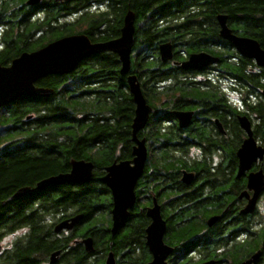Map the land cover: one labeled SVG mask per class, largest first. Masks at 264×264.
<instances>
[{
	"label": "flooded vegetation",
	"instance_id": "af4514ba",
	"mask_svg": "<svg viewBox=\"0 0 264 264\" xmlns=\"http://www.w3.org/2000/svg\"><path fill=\"white\" fill-rule=\"evenodd\" d=\"M74 1L80 0H39L35 5L7 0L16 4L18 13L0 14V67L57 40L58 12L72 11ZM83 1L85 7L74 18L81 13L99 18L120 10L118 2L111 7L109 0ZM153 2L144 9L147 20H139L128 7L124 13L130 11L135 18L125 74L118 54L102 51L86 56L67 74H48L34 82L35 88L52 94L22 96L0 108V164L32 159L57 165L56 171L17 188L9 198L27 188L21 197L37 195L35 203L49 200L53 206L54 198L71 206L73 188L97 186L91 187L100 191L93 202L105 207L108 234L100 236L99 255L83 246L86 253H94L93 259L98 256V263H90L88 256L82 264H106L109 253L114 264H264V73H256L262 67L249 59L246 73H230L242 56L218 39L215 22H165V5ZM72 15L62 18L67 25ZM106 18L112 16H102L94 27L86 23L88 34H79L92 44L119 38L124 16L115 29ZM165 43L172 47L166 61L159 49ZM201 53L218 60L200 68L185 66L190 55ZM128 77L135 78L149 108L140 128H134L137 104ZM59 108L66 110L64 117H43L48 111L58 114ZM241 117L248 126H242ZM249 138L262 155L241 165L240 155L253 153L240 151ZM141 151L145 159L140 172L126 179L131 207L112 235L108 168L128 163L131 170ZM74 161L91 164L87 182L35 190L43 179L68 174ZM123 178L116 174L117 184ZM72 216L68 209H59L52 221L55 225ZM81 220L55 234L71 237ZM157 237L161 245L154 252L149 244L159 243ZM54 252V261L42 264H79L69 261L72 256L62 249Z\"/></svg>",
	"mask_w": 264,
	"mask_h": 264
},
{
	"label": "trees",
	"instance_id": "16d2710c",
	"mask_svg": "<svg viewBox=\"0 0 264 264\" xmlns=\"http://www.w3.org/2000/svg\"><path fill=\"white\" fill-rule=\"evenodd\" d=\"M23 2V0H20ZM111 7L115 2L120 5V10L112 11L106 15H99L97 18L88 13H81V17L74 21H69L71 24L62 18L73 13V17L79 13V9H83L84 1H74L73 10L65 12L59 10V26L58 37L68 36L72 34L84 33L88 34L84 28L77 29L76 25L89 23L90 27H94L101 22L102 16H112L106 21L113 23L110 27L115 29L117 23L125 16L126 8L132 9L139 20H147L144 9L151 1L157 2L159 5H165V22H215L216 15L223 14L227 17V25L232 32L238 36L250 37L259 43L260 47L264 49V0H109ZM153 2V3H154ZM16 5V4H14ZM10 5L7 0H0V14L10 15L11 17L17 15L18 10L16 6ZM26 24L28 22L24 21ZM218 30L219 26L217 24ZM179 30H196L197 27H174ZM108 37V35L106 36ZM189 37V36H187ZM218 39L219 36H218ZM221 40V39H220ZM20 47V44H17ZM16 46V47H17ZM240 63L234 64L231 67L230 73H246L245 66L250 62L249 59L240 57ZM260 72L264 73L263 68H259ZM65 105V97L61 100ZM81 109L80 106H76ZM75 107H72L73 109ZM58 114H52L53 111H48V114L43 115L44 118H51L53 116L64 117L66 110L59 108L56 110ZM17 114H19L17 112ZM74 116H77L76 114ZM78 142H75V145ZM77 156V155H74ZM57 165L55 163L43 160H28L16 159L11 166L0 164V242L5 235H14L20 232L13 240L10 246L0 250V264H42L49 261V256L55 250H64L65 256H72L69 261L75 263L86 262L89 257L90 263H98V256L94 259L93 254L99 255L98 247L102 246L100 236L107 230V214L105 207L101 204L93 202L94 196L100 193L99 189H92L97 187L93 185L78 186L73 188L72 197L70 198L71 206L65 203L50 201L42 203H35L37 195H30L28 197H21L11 203H7L9 195L19 187L30 185L36 179L44 177L47 174L56 171ZM61 194V193H60ZM61 196H64L63 193ZM62 198V197H61ZM56 203V204H55ZM67 212V209L72 212L73 216L82 214L83 219L80 222L78 229L71 232V237L57 236L53 232V221H49L53 214L59 210ZM86 235L93 240V248L95 252L86 253L83 244L78 240L85 239ZM77 240L70 244V240ZM67 246L69 249L65 250ZM106 246V244H105ZM96 254V255H97ZM89 256V257H88ZM66 260V259H63Z\"/></svg>",
	"mask_w": 264,
	"mask_h": 264
},
{
	"label": "water",
	"instance_id": "95a60500",
	"mask_svg": "<svg viewBox=\"0 0 264 264\" xmlns=\"http://www.w3.org/2000/svg\"><path fill=\"white\" fill-rule=\"evenodd\" d=\"M39 0H27V5H35ZM134 14L128 11L123 20L121 35L119 38L104 43L92 44L87 36L83 34H72L63 36L47 44L46 46L33 52L21 53L17 58L12 60L7 67H0V108L9 104L12 100L22 96H47L53 93V90L39 89L34 87V82L48 74H67L75 65L88 55L102 51H112L120 57L122 68L121 74H125L129 67V51L132 44V35L134 30ZM216 21L219 26L218 36L220 39L229 42L242 57L253 60L259 67L264 68V49H262L257 40L238 36L234 34L227 25V17L223 14L216 15ZM160 54L163 60H169L172 56V47L169 43L160 46ZM218 59L208 56L207 54H192L185 66L202 67L205 64L214 63ZM128 87L137 104L136 118L134 128L143 126L148 118L149 108L146 106L144 98L141 95L135 78L128 77ZM264 95V91H263ZM242 126H248L244 117L240 118ZM254 149V142L251 138L246 140L240 151H253L251 157L240 155V164H245L249 158L255 156L261 157L262 150ZM254 154V156H253ZM145 159L144 151L139 152L138 158L134 160V166L128 170V163H120L108 168V175L105 179L113 196L112 207V228L111 234L116 232L120 222L127 216V210L131 207L133 197L128 193L126 187H129L130 175L135 177L141 170ZM92 166L84 161H74L72 169L68 174L52 176L38 182L35 190L43 189L47 186L72 183L82 184L89 180ZM116 174L125 176L121 183L117 184ZM134 182V181H133ZM127 190V191H126ZM27 188L17 190L7 201H12L27 193ZM83 215L77 214L70 218L59 221L53 227L54 233L62 230H71L81 219ZM158 217V216H157ZM155 215L154 219L156 220ZM159 243L149 244L150 249L154 252L160 248V237H157ZM86 251L93 252V240L87 237L82 240ZM58 253L53 252L49 256V261L53 262ZM106 264H114L111 253L106 258ZM247 264V263H246Z\"/></svg>",
	"mask_w": 264,
	"mask_h": 264
},
{
	"label": "rangeland",
	"instance_id": "374dc122",
	"mask_svg": "<svg viewBox=\"0 0 264 264\" xmlns=\"http://www.w3.org/2000/svg\"><path fill=\"white\" fill-rule=\"evenodd\" d=\"M76 18L73 17V21L75 20ZM72 22V21H71ZM84 24L83 23H79L78 25H76V28L77 29H82L84 28ZM54 219L53 218H50L49 221H52ZM20 232H17L16 234L14 235H5L4 238L2 239V241L0 242V250L1 249H4V248H7L8 246L11 245L12 243V240L19 234Z\"/></svg>",
	"mask_w": 264,
	"mask_h": 264
}]
</instances>
